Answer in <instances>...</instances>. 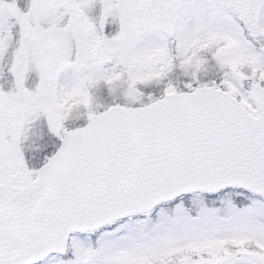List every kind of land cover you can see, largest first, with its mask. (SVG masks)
<instances>
[{
	"label": "snow or ice",
	"instance_id": "snow-or-ice-1",
	"mask_svg": "<svg viewBox=\"0 0 264 264\" xmlns=\"http://www.w3.org/2000/svg\"><path fill=\"white\" fill-rule=\"evenodd\" d=\"M0 264H264V0H0Z\"/></svg>",
	"mask_w": 264,
	"mask_h": 264
}]
</instances>
